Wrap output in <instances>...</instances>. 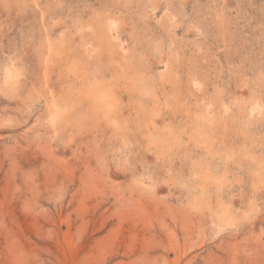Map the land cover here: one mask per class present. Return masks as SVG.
<instances>
[{
    "label": "rangeland",
    "instance_id": "obj_1",
    "mask_svg": "<svg viewBox=\"0 0 264 264\" xmlns=\"http://www.w3.org/2000/svg\"><path fill=\"white\" fill-rule=\"evenodd\" d=\"M0 264H264V0H0Z\"/></svg>",
    "mask_w": 264,
    "mask_h": 264
},
{
    "label": "bare ground",
    "instance_id": "obj_2",
    "mask_svg": "<svg viewBox=\"0 0 264 264\" xmlns=\"http://www.w3.org/2000/svg\"><path fill=\"white\" fill-rule=\"evenodd\" d=\"M11 75V74H10Z\"/></svg>",
    "mask_w": 264,
    "mask_h": 264
}]
</instances>
